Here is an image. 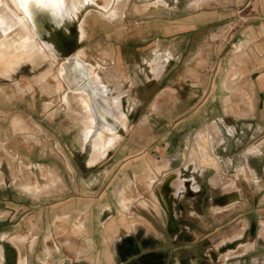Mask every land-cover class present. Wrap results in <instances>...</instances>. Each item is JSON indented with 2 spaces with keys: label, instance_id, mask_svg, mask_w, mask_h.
<instances>
[{
  "label": "rangeland",
  "instance_id": "rangeland-1",
  "mask_svg": "<svg viewBox=\"0 0 264 264\" xmlns=\"http://www.w3.org/2000/svg\"><path fill=\"white\" fill-rule=\"evenodd\" d=\"M91 1L96 6L66 15L73 19L45 24L41 35L54 50L34 36L35 49L28 48L0 75V229L8 227L5 218H13L17 224L12 232L46 231L49 242L60 246L51 263L68 256H74L76 264H221L219 256L226 254L224 264H252L255 255L264 258V218L256 219V204L212 199L207 186L216 170L221 180L232 183V170L264 167V129L244 120L253 101L248 76L263 65L250 56L264 51V41L238 35L228 40L254 13L246 9L241 18L226 14L225 28L218 31L214 29L222 23L210 24L207 43L196 58L195 47L186 46L184 35L168 37L174 17L168 10H162L160 22L152 9L150 16L144 14L149 6L165 5L163 1L127 0L117 23L99 14L105 1ZM183 5L180 0L179 7ZM220 42L226 47L217 45ZM41 45L47 47V56L38 52ZM62 49L113 66L122 86L132 89L121 102L127 129L116 127L121 140L92 167L85 166L89 145L81 149L78 143L81 123L67 114L58 94H48L38 84L45 73L49 83L55 81ZM155 50L167 51L171 59L154 70ZM231 76H236L233 91L224 87ZM94 108L105 124H114L99 104ZM15 117L26 132H13ZM212 122L208 139L221 138L212 145L218 164L202 168L200 137L194 135ZM169 176L172 206L166 211L157 187ZM131 183L144 195L138 204ZM20 185L50 190L33 197L22 193ZM234 190L222 187L225 196ZM10 199L17 203L10 204ZM259 207L264 210V203ZM83 214L97 226L91 234L81 233V217L74 234L75 218Z\"/></svg>",
  "mask_w": 264,
  "mask_h": 264
},
{
  "label": "crops",
  "instance_id": "crops-1",
  "mask_svg": "<svg viewBox=\"0 0 264 264\" xmlns=\"http://www.w3.org/2000/svg\"><path fill=\"white\" fill-rule=\"evenodd\" d=\"M160 1V0H159ZM165 3V5H162L160 3H157L154 6H149L147 9H144L143 12L148 13L150 16L149 11L152 9L153 17L156 19V22H160L159 18L162 16V10H168L167 13L170 15H173L172 19V25L169 28L168 32V37H173V38H178L179 36H183L185 41H186V46H193L195 47V52L196 58L201 54L203 46L207 43L209 33H207L208 27L210 24L216 22L217 25L219 23H222V27H216L214 29L215 31L220 30V28H225V15H239V18H241L240 14L246 10L249 9V14H252L253 20L247 24L245 22H241L240 25H238L239 33H235L234 35H229L228 40L231 38H236L237 35L239 38H245L249 36L250 41L258 42L263 40L264 41V0H182L184 5L182 7H179L180 0H170L171 3H167L166 0H161ZM147 16V15H146ZM148 16V17H149ZM251 18V19H252ZM158 20V21H157ZM203 32L205 33L203 35ZM214 32V31H212ZM214 34V33H212ZM226 41V40H225ZM217 45L219 46H224L223 42L218 43ZM239 46L241 47V41L239 40ZM260 46L259 44H256ZM226 47V46H224ZM198 48V49H197ZM259 48V47H256ZM259 53L255 52V56L251 57L250 56V61H259V65L261 67L258 70H254L250 72L248 78L251 83V88L249 90V94L252 96V105L250 107V113L248 117H245L244 120L248 121V126L254 127V128H263L264 129V51L258 50ZM79 54V55H78ZM82 55V56H81ZM74 58L72 70L74 74V79L81 84L85 83L81 80L80 74L78 73V69L76 66H80L82 69L87 70L83 63H89L94 66V71L97 73L101 84L104 86L106 90V94L109 96V99L106 96H103L98 92V90L90 83L89 80V72L87 70V93L83 94L84 96H81L76 90L75 91H69L65 84H63V90L61 92H49L47 90H44L40 87L41 90L48 94L56 95L58 94V99L59 101L65 106L66 112L69 116H72L74 119L78 120L82 128L78 133V143L81 149H84L86 145H83V136L84 134L89 133L90 131V125L91 123L89 122V119H86L89 117L87 116V112H89L90 109H93L95 112H97L94 108V103L99 104L103 109L106 115H108L114 122V124H106L108 126H114L115 132H116V127L119 126L120 128L126 130L127 129V117L125 113L122 111V98L123 96L127 95L128 93H131L132 89L130 88H125L122 86L120 79L118 77L116 69H114L113 66H104L99 64L97 61H90L88 58L87 54H81L80 51H76L72 55L65 57V58H59L57 56V63L59 64L60 62L64 61L67 58ZM171 57V56H170ZM171 59V58H169ZM195 60V58L193 59ZM237 58L234 59L236 61ZM111 64H114V61L111 62ZM99 68V69H98ZM107 70L108 73L106 72L105 75L101 71ZM113 77V78H112ZM232 77V76H231ZM230 77V78H231ZM107 80V81H105ZM233 83H231L232 81ZM235 80L236 76L232 77L229 79L227 82H224V87L225 89L228 90H234L235 89ZM114 81V82H112ZM106 83V84H105ZM110 84V85H109ZM117 85V86H116ZM112 87V89H111ZM111 89V90H110ZM114 89V90H113ZM112 91V93H111ZM115 91V92H114ZM126 92V93H125ZM60 93V94H59ZM68 94V95H67ZM105 94V95H106ZM110 94V95H109ZM123 94V95H122ZM76 95V99H74V96ZM119 95V98L118 96ZM71 96V97H70ZM67 97V99H66ZM106 97V98H104ZM115 97V102L114 101ZM74 100L76 103H74ZM113 100V101H111ZM73 103L74 108H78V111L74 109L73 107H70V105ZM48 104H45V109ZM110 105V106H108ZM86 109V114L83 113V109ZM115 108V109H114ZM82 109V110H80ZM111 109V110H110ZM113 110H120L123 115V125L121 124H116L117 122L114 119V116L112 114ZM81 111V112H80ZM83 111V112H82ZM81 113V114H80ZM83 113V115H82ZM80 114V115H79ZM84 114L87 116H84ZM112 114V115H111ZM81 115L85 118L83 119ZM90 118V117H89ZM14 119V118H13ZM13 119L11 120V128L12 127V122ZM15 119H19L18 117H15ZM85 120V121H83ZM23 122V121H22ZM86 122V123H85ZM88 122V123H87ZM212 128L215 125L214 122L211 124ZM205 125V126H207ZM87 126V127H85ZM211 128V129H212ZM230 131V130H229ZM14 132V130H13ZM26 132V131H25ZM199 131L195 133V137H200V146H205L208 144L209 139L206 134V136H199ZM231 132V131H230ZM16 133V132H14ZM117 136L119 139L117 140V143L121 140V136L116 132ZM213 141L216 144H219L221 141L220 137H214L210 139V141ZM203 141V142H202ZM116 143V144H117ZM115 146V145H114ZM112 146L111 148L107 149L105 152L104 157L107 155V153L114 147ZM90 148V147H89ZM90 153L91 149L89 150V153L87 154V160L85 163V166L92 167L94 166L97 162L93 164H89L88 160L90 158ZM103 157V158H104ZM101 158V159H103ZM201 156V166L202 168H206L209 166L208 162L206 159ZM100 159V160H101ZM218 164V162H217ZM176 171V170H175ZM234 173V178L232 180V183L228 180H221V176L219 175V171L216 170L215 176L211 177L207 181V186L212 188V199L216 198H221L225 197L228 202H237V200L241 201H247L250 202L251 204L255 205L256 207L253 209V213L256 217L257 220H261L264 218V210L259 209V205L264 203V167L263 170H251L249 167H247V170H244V168H239L238 170H232ZM238 171V173H237ZM167 173V172H166ZM237 173V174H236ZM246 173L247 176L246 177ZM261 174V177H260ZM45 175H50L51 178L55 183L58 182V177L56 175H52L51 172H47ZM162 177V176H161ZM240 177H243L241 181L239 182ZM50 180V179H49ZM49 184V183H48ZM46 184V185H48ZM130 189L132 192L136 194L135 199H134V204H138L139 201L144 198V195H140L139 193V188L131 183L129 184ZM227 186H233L235 190L231 193L225 196V193L222 192V187H227ZM41 188V187H40ZM146 188V185H145ZM195 188V190L193 189ZM192 189L194 191L197 190L196 186H193ZM50 189H47L48 191ZM41 191V190H40ZM46 191H41L40 193L34 195V194H28L24 193L27 195H31L33 197H37V195L42 194L43 192ZM23 193V192H22ZM172 194V191H171ZM120 195L124 198V189L120 191ZM183 198V197H182ZM181 198V199H182ZM125 199V198H124ZM180 199V200H181ZM179 200V199H178ZM10 204L17 203L15 200H8ZM170 207L172 206L171 203H169ZM215 208L217 206H214ZM124 208V207H123ZM170 210V209H169ZM218 210V208H217ZM2 212H0L1 214ZM143 214H147L146 212ZM142 216L144 217L145 215ZM83 218V225L81 228V233H88L91 234L93 233V228H96V223L94 222H88V216L87 214L84 216L83 215H77L75 218V223L73 224V229L76 227L78 224V219ZM150 218V216L148 215ZM18 217H15L17 219ZM66 218V217H64ZM71 216L69 215L68 219L71 220ZM167 218V215H166ZM8 223V227L4 229H0V264H76V261L74 259V256L66 257L65 259H58L55 263H51L52 260V254L57 253L60 251V246L57 243H50L49 242V237L50 235H45L46 231L42 230H27L26 232H23L22 234L17 233L16 231L12 232L16 226L13 224L14 223L13 218H5V220ZM150 222V219H149ZM166 224H167V219H166ZM166 224H159L160 226H166ZM13 225V226H12ZM263 226V224H261ZM74 233V231H73ZM79 233V234H81ZM76 234V233H74ZM39 240H41V244H39ZM62 243L65 244L66 240H62ZM77 245V244H76ZM75 246V244H74ZM253 247V246H252ZM83 250V249H81ZM252 251V250H251ZM255 251V250H254ZM227 257L226 255H220L219 259L221 260V264H224L225 258ZM252 264H264V258L255 255L252 260Z\"/></svg>",
  "mask_w": 264,
  "mask_h": 264
},
{
  "label": "bare ground",
  "instance_id": "bare-ground-1",
  "mask_svg": "<svg viewBox=\"0 0 264 264\" xmlns=\"http://www.w3.org/2000/svg\"><path fill=\"white\" fill-rule=\"evenodd\" d=\"M28 1L29 0H4L3 2L2 0H0V75L2 74V71H4L6 67L10 66L11 61H13L15 58L20 59L23 54H26L25 52L27 51L28 48L32 49L35 47L33 43L34 36L38 37V39L42 40V43L48 44L53 49L51 44L43 40L38 35L37 31L35 30L32 19H31V14L28 9ZM33 1L39 9H47L49 11L51 20L54 21L56 24H60V22L64 21L66 18L73 19V17H69V16L75 15L77 12H80L84 7H86L89 4H94L91 0H33ZM100 1H105V4L102 8L103 12H100L99 14H101L104 19L111 20L112 22L119 21L120 20V15H119L120 10L123 9L127 0H116V2H112V0H100ZM66 15H69V16H66ZM39 48H40L39 49L40 51L38 50V52L41 55L47 56L44 53V49L47 47L44 45H41ZM37 54H35V57L37 56ZM52 55H53L52 57H56L54 56V53H52ZM153 58H156V59H154L152 62V65L154 66V68L153 67L151 68H153L154 70L159 69L163 67V64L168 60L169 53L165 50H155ZM73 62H74V58L70 57L59 63L58 74H56L55 76L56 79L52 84L49 83L48 80L45 79L48 73L41 75L40 78L38 79V84H40V87L49 92H57V91L61 92L63 90V84H65L66 88L69 91L76 90L79 94H81V96H84L83 94L87 93L88 88L85 83L81 84V82H79L78 80L76 81L74 79V74L72 70ZM83 65L89 72L90 83L98 90L100 94H102L103 96H106L109 99V96L105 93L106 90L104 86L101 84L98 75L94 71V66L89 63H83ZM102 72L104 73V75L106 72L108 73L107 70H103L101 71V73ZM116 96H118L119 98V95H116ZM75 97L76 95L74 96V99H76ZM113 102H115V97H114ZM74 103H76L75 100H74ZM72 105L73 103L70 105V107L74 106ZM48 107H49V104L47 105L46 108ZM74 109H76V111H78L77 113H79L78 108H74ZM84 110L86 111L85 108L83 109V111ZM85 111L83 113L86 114L87 111L86 112ZM85 114L84 116H86ZM112 114L114 116L115 121L117 122L116 124H121L124 118L123 113L120 110H113ZM82 115L81 117L85 119ZM88 115L90 118L88 117L86 119H89V122L91 123V125H90L89 133L84 134L83 136V140H84L83 145L85 144L89 145L91 149V153H90V158L88 160V163L93 164L104 157L107 149L114 146L117 143V140L119 139V137L117 136L115 132L114 126L106 125L100 119V116L98 115V113L95 112L93 109H90L89 112H87V116ZM12 127H13L14 132L27 131V128L25 127L24 123L22 122V120H19V119H15V118L13 119ZM211 128H212L211 125L205 126L203 129L200 130L199 136L205 137L206 134L208 136L210 134L209 132ZM198 140H199V137H198ZM213 144H216V143H214L212 140L211 141L209 140L207 145L200 146V152H201V155L206 159L208 164L210 166L215 167L217 165V159L215 158L216 155L215 156L213 155V152H214L212 151ZM168 163L169 161L165 162V164H168ZM170 180H171L170 176L166 177L161 183H159L157 187V195L160 198L161 205L162 203L163 205L166 203L165 204L166 206L164 205L165 210L167 208L166 211H169L170 209L169 203H170V194L172 191ZM19 190L23 193L34 194V195L40 193L38 185L36 186L35 189L30 188L27 185H20Z\"/></svg>",
  "mask_w": 264,
  "mask_h": 264
},
{
  "label": "flooded vegetation",
  "instance_id": "flooded-vegetation-1",
  "mask_svg": "<svg viewBox=\"0 0 264 264\" xmlns=\"http://www.w3.org/2000/svg\"><path fill=\"white\" fill-rule=\"evenodd\" d=\"M28 9L31 14V19L35 30L43 40L47 41V39L41 35V31L45 27V24L47 23L49 25H58V24H56L54 21L51 20L49 11L47 9H39L35 5L33 0L28 1ZM38 17L41 18V21L38 19ZM71 52L72 51H70V49L68 50L62 49L61 51H58L57 54L60 58H65L72 55L73 53ZM76 67L78 69V73L80 74L81 80L87 84V70L82 69L80 66H76Z\"/></svg>",
  "mask_w": 264,
  "mask_h": 264
}]
</instances>
